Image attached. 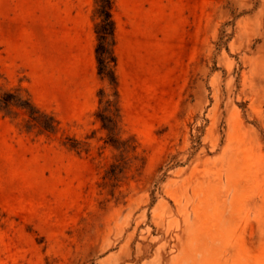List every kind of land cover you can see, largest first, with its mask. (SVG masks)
<instances>
[{"label": "rangeland", "instance_id": "1", "mask_svg": "<svg viewBox=\"0 0 264 264\" xmlns=\"http://www.w3.org/2000/svg\"><path fill=\"white\" fill-rule=\"evenodd\" d=\"M94 9L0 0V264H264V0H114L115 107Z\"/></svg>", "mask_w": 264, "mask_h": 264}, {"label": "trees", "instance_id": "2", "mask_svg": "<svg viewBox=\"0 0 264 264\" xmlns=\"http://www.w3.org/2000/svg\"><path fill=\"white\" fill-rule=\"evenodd\" d=\"M95 9L94 15L96 16L97 22L94 26V33L96 35V47L95 54L96 60L98 63V71H100L105 64L107 63L106 77L108 83L112 90V106L115 107L118 98V80L116 75V66H117V57L115 54L116 47V26L113 19L112 10L114 0H94ZM12 101L14 105L20 109H23L31 122L39 125L45 132L51 133L55 128V121L51 116L46 114H40V112L35 109L28 100H10L8 96L0 94V104L2 108H5L7 104ZM114 102V103H113ZM115 104V105H114ZM39 115L45 118L44 122H40ZM101 121L103 128L110 132L111 129L105 126L101 117L97 116Z\"/></svg>", "mask_w": 264, "mask_h": 264}]
</instances>
